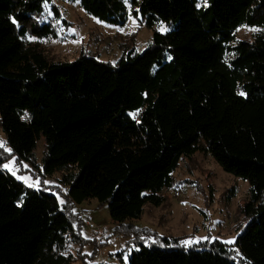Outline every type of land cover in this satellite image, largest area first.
I'll list each match as a JSON object with an SVG mask.
<instances>
[{
    "label": "trees",
    "instance_id": "1",
    "mask_svg": "<svg viewBox=\"0 0 264 264\" xmlns=\"http://www.w3.org/2000/svg\"><path fill=\"white\" fill-rule=\"evenodd\" d=\"M50 1L0 0V125L19 160L44 138L43 171L62 173L67 201L18 180L0 150V264H73L76 204L107 203L125 234L198 151L249 180L248 224L234 244L167 239L171 248L134 249L129 264H264V0H79L109 23L133 12L149 28L173 27L116 64L85 53L51 61L26 40L54 34ZM246 24L259 29L240 40Z\"/></svg>",
    "mask_w": 264,
    "mask_h": 264
},
{
    "label": "rangeland",
    "instance_id": "2",
    "mask_svg": "<svg viewBox=\"0 0 264 264\" xmlns=\"http://www.w3.org/2000/svg\"><path fill=\"white\" fill-rule=\"evenodd\" d=\"M80 2H48L46 5L59 9L56 14L47 6L43 16L44 21L52 23L54 34L43 37L27 34L26 40L39 42L51 61L72 62L85 53L116 64L129 50H135L137 54L144 52L153 41L155 32L165 33L173 28L164 23L149 28L133 12L123 25L109 23L86 12ZM252 29L258 31L259 27L247 24L239 27L237 38L251 40L256 32ZM0 141L5 142L0 150L7 154H3L2 167L15 160L16 174L8 172L18 180L27 186L32 185L31 188L56 194L60 202L67 201L68 187L60 181L62 173L58 171L50 176L43 171V137L37 140L35 157L31 161L17 158L6 142L1 125ZM173 178L171 187L161 193L164 202L160 205L146 202L141 218L131 222V227H125V234L117 231L107 203L91 199L76 204L73 210L81 215L83 242L69 243V250L76 256L73 264H129L134 249L142 245L171 248L166 240L173 238L186 247L215 240L236 242L248 224L243 210L249 198V180L225 171L214 157L199 151L192 157L181 159ZM188 240L193 243L186 245L184 242Z\"/></svg>",
    "mask_w": 264,
    "mask_h": 264
},
{
    "label": "snow or ice",
    "instance_id": "3",
    "mask_svg": "<svg viewBox=\"0 0 264 264\" xmlns=\"http://www.w3.org/2000/svg\"><path fill=\"white\" fill-rule=\"evenodd\" d=\"M45 2H46V0H45ZM126 2H127V0H126ZM13 23H16V21L13 20ZM162 30L166 31V29H162ZM256 30L257 29H252V31H256ZM29 39H32V38L29 37ZM240 95H245V93L241 92ZM132 115H133V118H135L136 114L134 113ZM4 146H5V142L4 141H0V148H3ZM6 150L9 153L11 152V149H6ZM15 163H16L15 160H13L11 165L10 164H4L3 165V168L7 169L8 171L12 172L13 175H15L16 174V172L14 171V165H15ZM36 183L39 184V181L37 180ZM29 186L31 187L32 185H29ZM61 203H63V201H61ZM204 239H208V238L205 237ZM213 239H215V238H213ZM196 242L198 243L199 241H196ZM234 242H235L234 240L225 241V243H228V244H233ZM184 243L186 245H190V244L193 243V241L188 240V241H185Z\"/></svg>",
    "mask_w": 264,
    "mask_h": 264
}]
</instances>
